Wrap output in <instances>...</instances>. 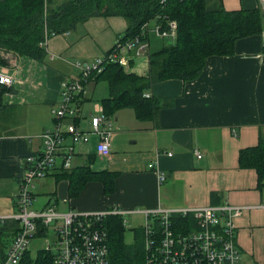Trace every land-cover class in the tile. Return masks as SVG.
I'll return each instance as SVG.
<instances>
[{"label": "crops", "instance_id": "0c3cea01", "mask_svg": "<svg viewBox=\"0 0 264 264\" xmlns=\"http://www.w3.org/2000/svg\"><path fill=\"white\" fill-rule=\"evenodd\" d=\"M52 1L60 5L66 0ZM206 7L215 12L252 10L261 5L259 0H206ZM82 26L85 36L78 40L77 51L90 61L99 53H108L128 27L120 17L92 18ZM69 33L51 41L50 48L45 49L49 58L44 62L2 54L7 62L0 66V72L6 71L13 83L0 86V202H5L0 212H16L13 197L19 188L24 160L41 151L39 136L53 125L61 81L78 74L60 56L50 58L54 56L51 51L66 49L68 40L73 41L67 40ZM148 42V55L166 46V41L155 33H149ZM263 48L261 37L243 39L237 43L233 57L207 59L198 79L153 85L145 95L159 102L154 119L141 122L131 109H121L108 118L113 133L110 156L98 157L96 139L92 138L89 144L76 148L70 170H63L59 159L47 178L35 184V201L38 196L46 197L43 206L35 211L55 206L61 212L112 208L132 212L158 207H217L227 202L244 208L234 220L242 264H264V185L259 184L254 170L239 166L241 151L255 148L264 136ZM123 70L146 77L148 56L133 60ZM98 83L89 82L79 102L75 122L83 130L90 128V116L103 110L101 101L107 97V85L106 95L95 101ZM26 106L44 109L46 122L30 131H13L10 126L4 130L6 120L9 122L16 110ZM87 165L94 173H116L112 193L106 195L103 184L92 181L77 197L70 195V182L62 174ZM159 172L166 177L161 184Z\"/></svg>", "mask_w": 264, "mask_h": 264}, {"label": "trees", "instance_id": "16d2710c", "mask_svg": "<svg viewBox=\"0 0 264 264\" xmlns=\"http://www.w3.org/2000/svg\"><path fill=\"white\" fill-rule=\"evenodd\" d=\"M110 17L123 18L127 23L120 41L137 36L145 24L161 30H166L169 22L176 24L173 44L148 55L146 77L128 74L118 64H107L93 79L107 85V97L101 101L107 118L121 109H131L141 122L153 120L160 109L156 99L145 97L153 85L168 80L194 81L201 76L207 59L233 57L239 41L261 37L264 31L261 8L211 12L206 0H66L60 5L52 0H0V66L7 62L2 54L44 62L46 50L40 44L46 36L72 32L92 18ZM239 166L254 170L259 184L264 185V136L255 148L241 151ZM68 173L61 177L69 180L72 197L92 181L101 182L106 195L114 191L116 173H94L88 165ZM105 226L109 264H143L142 245L135 248L125 243L121 217H108ZM19 229L17 221L0 225V264ZM20 264H53V256L41 250L32 259L27 252Z\"/></svg>", "mask_w": 264, "mask_h": 264}, {"label": "built area", "instance_id": "2783aa9c", "mask_svg": "<svg viewBox=\"0 0 264 264\" xmlns=\"http://www.w3.org/2000/svg\"><path fill=\"white\" fill-rule=\"evenodd\" d=\"M154 32L162 39L176 37V24L168 23L166 30L145 24L140 33L126 41H116L103 58L90 64H71L78 74L64 78L60 83V95L53 112V125L39 138L41 151L25 158L21 181L14 195L16 212L1 213L0 225L17 221L20 229L9 244L2 264H20L29 251V243L39 233L46 238L47 251L53 256V264H109V236L105 226L108 217L142 215L143 264H242L236 245L234 220L244 208L222 206L124 212L117 208L91 212L70 210L61 212L55 206L35 211L34 189L38 181L46 179L59 159L68 171L76 148L96 139L95 152L100 158L110 156L112 124L99 109L98 115L89 118L90 128L82 130L75 122L79 102L86 95V88L94 77L101 74L107 64H118L125 69L133 60L148 56V36ZM51 36H46L40 47L46 49ZM56 59L55 56L50 57ZM13 78L6 71L0 72V86H11ZM148 98L147 95H145ZM71 120L69 124L66 121ZM171 156L170 154H168ZM198 159L201 155L196 151ZM161 184L166 177L158 173ZM126 221L123 227L126 228ZM50 237L53 238L50 240Z\"/></svg>", "mask_w": 264, "mask_h": 264}, {"label": "rangeland", "instance_id": "374dc122", "mask_svg": "<svg viewBox=\"0 0 264 264\" xmlns=\"http://www.w3.org/2000/svg\"><path fill=\"white\" fill-rule=\"evenodd\" d=\"M83 26L82 25H78L76 28V31H72L71 33H69L70 36L67 37V40L72 38L73 41L68 40V47L66 49H56V51H51V54L54 55L56 57V59L63 58L65 61H67V63L69 64H74L76 62L81 63V64H90L91 62L95 61L92 60H87L84 56H80V52H78L77 50V46H80V43H78V40H80V38H83L85 36L84 33V29H82ZM150 28L151 24H150ZM83 30V33L80 30ZM150 34H154L151 33ZM82 35H84L82 37ZM65 35H56L54 37H51L49 39L48 42V46L50 48L51 45V41L56 39V38H62ZM75 38V39H73ZM78 38V39H76ZM165 40V44L167 45H172L173 41L171 39H163ZM50 43V44H49ZM47 52V50H46ZM50 54V55H51ZM104 54L99 53V57L98 58H103ZM143 57H146L143 56ZM49 58V56L47 57ZM46 58V60H47ZM49 61V59H48ZM55 62H57L55 60ZM77 71V70H76ZM76 74V72H75ZM74 74V75H75ZM77 75V74H76ZM75 75V76H76ZM88 87L86 88V91ZM87 93V92H86ZM106 95V83L104 82H100L97 85L95 94H94V100L99 101V99H101L102 97H104ZM16 113V114H15ZM100 114L99 112H96L95 115ZM15 118V119H14ZM45 118V110L44 109H40L39 106H33L30 108H27V106L25 108H23V110H16L14 112V114L12 115V117L10 118V120L12 119V122L9 120V122H5V125L3 126L4 130H9L8 128H6L7 126H10L11 130L13 131H30V129L32 128H37L39 127V125L41 124V122H46ZM53 118V116H52ZM83 130V129H82ZM112 141V139H111ZM38 191V188L36 186V192ZM46 201V197L44 196H38L37 200L32 204V206L30 207L31 210H37L38 208H40L41 206H43V204ZM5 204V202H0V207H3ZM3 213V212H1ZM122 219V225H123V221H126V228H124L125 232H124V239H125V243L127 245H131L135 248H139L143 247V236H142V227H143V219L142 217L138 216V215H132V216H124L121 218ZM53 238L50 237V240H52ZM46 246V238L41 236L39 233L36 235V237L34 239H32L29 243V253H30V257L32 259H36L38 253L44 249ZM142 255V254H141ZM140 257V256H139ZM142 260V257L139 259V262ZM143 262V261H142Z\"/></svg>", "mask_w": 264, "mask_h": 264}, {"label": "water", "instance_id": "95a60500", "mask_svg": "<svg viewBox=\"0 0 264 264\" xmlns=\"http://www.w3.org/2000/svg\"><path fill=\"white\" fill-rule=\"evenodd\" d=\"M259 2H260V5H261V8H262V12L264 14V0H259ZM261 39H262V45L264 46V31L262 33Z\"/></svg>", "mask_w": 264, "mask_h": 264}]
</instances>
